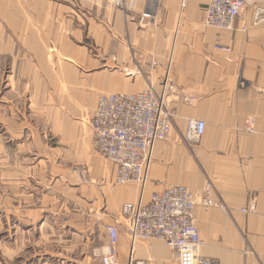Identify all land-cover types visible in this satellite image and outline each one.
I'll list each match as a JSON object with an SVG mask.
<instances>
[{
	"label": "crops",
	"instance_id": "1",
	"mask_svg": "<svg viewBox=\"0 0 264 264\" xmlns=\"http://www.w3.org/2000/svg\"><path fill=\"white\" fill-rule=\"evenodd\" d=\"M208 4L159 0L155 24L142 27L148 0H0V264H102L109 226L119 264H178L161 240L133 242L121 209L209 183L225 209L194 210L202 256L264 264V0L232 30L205 26ZM166 80L171 135L156 144L145 186L116 185L117 166L93 147L99 98L161 94ZM189 120L206 123L193 145ZM251 202L256 212H243Z\"/></svg>",
	"mask_w": 264,
	"mask_h": 264
},
{
	"label": "built area",
	"instance_id": "2",
	"mask_svg": "<svg viewBox=\"0 0 264 264\" xmlns=\"http://www.w3.org/2000/svg\"><path fill=\"white\" fill-rule=\"evenodd\" d=\"M258 0H209L204 24L221 30H232L242 11L252 7ZM159 0H148L142 15V27L155 24L154 10ZM258 17L264 9L258 8ZM260 21L257 19L256 24ZM246 31V29H243ZM157 66V62H153ZM174 93L166 80L161 94L153 88L138 93L102 94L99 98L91 127L93 147L107 161L117 166L116 185L139 184L148 181L149 167L156 144L169 139L174 114L168 109V101ZM194 97L183 96L182 102L192 104ZM255 118L245 121L244 129L253 133ZM206 129L204 121L189 120L184 141L199 143ZM206 210L225 209L213 199V186L207 184L202 192H193L184 186H171L163 192L154 193L149 203H127L121 209V217L127 226V235L133 242L158 239L175 254L178 264H217L201 254L202 240L196 226L194 210L197 205ZM256 203L242 209L255 213ZM110 245L103 250L102 264H119L117 244L119 232L109 226ZM143 264V263H138Z\"/></svg>",
	"mask_w": 264,
	"mask_h": 264
},
{
	"label": "rangeland",
	"instance_id": "3",
	"mask_svg": "<svg viewBox=\"0 0 264 264\" xmlns=\"http://www.w3.org/2000/svg\"><path fill=\"white\" fill-rule=\"evenodd\" d=\"M5 76H7V67L4 69H1L0 71V107L5 110L8 111V108L6 107V104H4L2 101H5L6 99L3 98L4 96L7 95V91L5 90V85L3 84V81L5 79ZM2 133V138L4 139V141H8L7 136L3 133V131H1Z\"/></svg>",
	"mask_w": 264,
	"mask_h": 264
}]
</instances>
